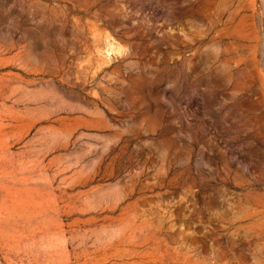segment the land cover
<instances>
[{"label": "rangeland", "instance_id": "1", "mask_svg": "<svg viewBox=\"0 0 264 264\" xmlns=\"http://www.w3.org/2000/svg\"><path fill=\"white\" fill-rule=\"evenodd\" d=\"M0 264H264V0H0Z\"/></svg>", "mask_w": 264, "mask_h": 264}]
</instances>
